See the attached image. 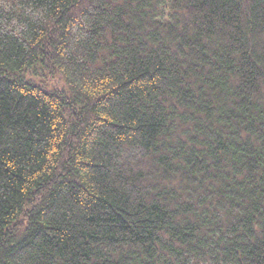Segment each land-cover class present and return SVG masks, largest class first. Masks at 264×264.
<instances>
[{"label":"trees","instance_id":"obj_1","mask_svg":"<svg viewBox=\"0 0 264 264\" xmlns=\"http://www.w3.org/2000/svg\"><path fill=\"white\" fill-rule=\"evenodd\" d=\"M0 264H264V0H0Z\"/></svg>","mask_w":264,"mask_h":264}]
</instances>
